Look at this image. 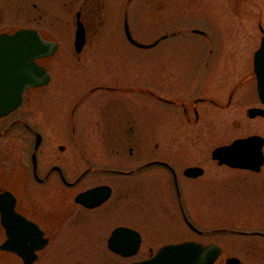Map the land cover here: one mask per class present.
<instances>
[{
	"label": "rangeland",
	"instance_id": "rangeland-1",
	"mask_svg": "<svg viewBox=\"0 0 264 264\" xmlns=\"http://www.w3.org/2000/svg\"><path fill=\"white\" fill-rule=\"evenodd\" d=\"M65 1L68 0L30 1L44 5V19L39 29L45 39L58 44V51L39 61L50 73V81L42 86V96L36 103L38 112L31 116L44 134L45 158L48 152L56 150L57 145L68 144L63 136L70 131L65 117H68L76 99L111 77L123 78L127 86L135 84H127L128 81L141 77L146 81L141 85L148 86V76L154 72L157 77L155 84L162 89L161 92L187 106L194 97L202 95H214L225 104L227 92L241 79L247 80L236 91L229 108L218 110L199 105L200 121L194 125L185 123L180 107L155 104L162 120L161 131L168 134L161 136L158 142L162 149L167 148L176 154L177 159L179 154H186V158L177 163L180 172L186 165L198 162L205 169L202 177L196 180L181 177L179 182L184 209L198 229L226 227L264 231V164L258 173H253L219 166L210 159L215 147L226 145L233 139L249 134H259L264 138V119H249L246 115L249 107H260L251 55L264 36V1L252 0L255 10L251 9L249 13L248 7L247 15L242 7L209 10L203 8L205 3L202 0H104L103 12L89 28L87 42L79 53L73 47L74 14L65 11L68 9L63 5ZM220 1L215 5H226V1ZM19 5L20 0L9 4L13 13L7 15L11 19L9 25L12 30L26 20L21 12H16L15 7ZM155 6L161 9L155 11ZM124 10L131 33L138 42L148 44L163 34L176 35L152 50L135 48L124 36ZM257 14L261 29L255 23ZM194 29L203 31L206 37L192 33ZM155 70L170 71L171 83L164 82L168 78ZM140 97L127 100V104H141L143 99ZM92 100L89 98L77 107L79 134L97 133L88 128L91 120L86 115L88 102ZM41 107L43 109L39 110ZM142 108L147 112L151 104L142 105ZM176 131L183 135L178 133L174 136ZM78 146L93 151L94 159L99 160L106 155L103 150L107 147L98 140H82ZM81 165L78 159V169ZM149 195L145 196L147 201L140 205L132 198L122 212L123 224L133 225L142 232V246L135 256L120 258L114 255L105 245L108 234H103L98 240L100 233L93 232L97 238L87 233H80L76 240L67 236L59 238L58 253L51 246L44 254L45 261H54L49 264H129L147 258L162 245L193 240L204 244L218 242L225 246L216 264H223L228 255L240 257L242 264H262L260 254L248 258L242 247L248 239L232 234L202 236L190 231L181 219L173 187L152 190ZM0 258L5 261L4 255L0 254Z\"/></svg>",
	"mask_w": 264,
	"mask_h": 264
},
{
	"label": "flooded vegetation",
	"instance_id": "flooded-vegetation-1",
	"mask_svg": "<svg viewBox=\"0 0 264 264\" xmlns=\"http://www.w3.org/2000/svg\"><path fill=\"white\" fill-rule=\"evenodd\" d=\"M12 1L15 0H0V36L11 35L23 29L33 30L40 38L45 39L39 29L44 19V5H39L37 2L31 3L32 0H20L21 5L15 7L16 12H21L20 14L26 20L22 19L19 27L12 30L11 19L7 15L13 13L9 6ZM202 1L205 3L203 8L209 10L217 7L218 10L242 7L246 10L247 15L248 7L249 13L251 9L255 10L252 0H224L226 1L225 6L215 5V3L221 2L220 0ZM205 1L214 3V5H209ZM77 2H79L78 6ZM63 3L64 7L68 8L65 10L66 12H73L75 24L77 20H80L87 39L89 28L94 26L96 17L103 12L104 0H68ZM158 9L161 8L154 7L155 11ZM126 14L127 12L124 10L123 22L128 17ZM252 16L251 13L250 17ZM256 16L255 23L261 29L260 17L258 14ZM163 35H166V38L158 41L149 50L157 48L168 39V35L172 37L176 33ZM203 36L206 37V34L204 33ZM252 57L253 55H251V61ZM40 60L42 59L35 60V63L47 70L39 62ZM155 72L168 78L164 82L171 83L170 71L155 70ZM48 74L50 77L49 72ZM252 75L254 76L253 68ZM148 77V86L141 85L146 82L141 77L128 81L127 84H135L127 86L123 78L119 79L114 76L91 87L77 98L68 117H65L70 131L63 136L64 141H67L68 144L57 145L56 150L48 152L49 155L46 158L43 154L44 134L31 118L35 112H38L36 103H39L42 96V86L24 88L20 105L8 114L0 116V196L4 194L10 196L9 198H0V204L6 210L4 221H2L0 213V254L5 256V261L0 258V264L53 263L54 261H45L44 254L51 246L53 251L57 250L58 253L59 238L67 236L76 240L80 233H87L91 237L97 238L93 232L100 233L101 236H98V240L103 237V234H108L105 243L107 250L122 258L110 250L108 244L112 233L119 228H128L137 232L140 237V250L142 232L133 225L123 224L122 212L125 204H129L134 198V201H138L136 204L140 205L141 202L147 201L145 196L149 195L150 191L171 189L172 187L183 223L189 228L190 222L195 228V230L189 228L190 231L202 236L203 234H232L248 239L245 246H242L248 253V258L251 259L256 254H260L261 263L264 264L263 230L229 228L200 230L193 224L184 209L182 197L180 199L179 182L181 177L187 180H196L205 174V169L198 162L186 165L180 172L177 163L184 160L186 154H179L177 159L176 154L167 148L162 149L163 147H160L158 142L161 136L166 137L168 134L167 131L164 133L161 131L162 120L156 112L155 104L180 107L185 123L194 125L200 121V113L197 108L199 105L218 110L229 108L234 102L236 91L247 80L241 79L227 92L225 104L221 103V100L214 95H202L194 97L190 105L187 106L184 102H177L161 92L162 89L155 84L157 77L154 72H151ZM140 96L143 99L141 104L138 102L133 106L127 104V100L141 99ZM89 98L93 100L91 103L88 102L86 113L91 120L88 123L90 126L88 128L97 133L79 134L77 131L80 127H77L76 120L77 107ZM148 103L151 104V108L144 112L142 105ZM42 109L41 107L39 110ZM189 110L193 115L192 119L189 116ZM147 114L148 116H146ZM178 133L183 135L179 131L173 135L177 136ZM251 135L259 134H249L248 136ZM91 139L98 140L107 147L103 150L106 155H103L102 159H94L93 151L78 148L82 140ZM78 159L82 163L79 167L80 170L77 166ZM210 159L219 165L216 160L212 159L211 153ZM188 168L199 169L201 173L195 177H188L184 175V171ZM248 172L252 171L248 170ZM93 190L95 192L91 201L92 203L97 201L93 207L88 208L75 201L78 195ZM153 195L154 192H152ZM112 224L115 225L108 229V226ZM97 243L99 244V242ZM3 244L9 250H2ZM210 244L218 245L220 249V254L214 263L216 264L225 251V246L218 242L204 245ZM14 249L19 254L15 253ZM232 257L238 258L242 264L241 258L235 255H228L223 264H226L227 259Z\"/></svg>",
	"mask_w": 264,
	"mask_h": 264
},
{
	"label": "water",
	"instance_id": "water-1",
	"mask_svg": "<svg viewBox=\"0 0 264 264\" xmlns=\"http://www.w3.org/2000/svg\"><path fill=\"white\" fill-rule=\"evenodd\" d=\"M193 32L202 33L198 30ZM124 33L131 45L141 49H150L158 41L166 38V35H163L151 44L137 42L131 36L126 18L124 20ZM84 44L85 30L80 20H77L75 51L79 53ZM56 48V42L42 40L33 30H21L10 36L6 34L0 36V116L8 114L20 105L24 88L47 84L48 72L44 67L37 65L35 60L52 56L56 52ZM253 64L258 96L261 103L264 104V36L261 39L259 49L254 54ZM247 115L250 118L264 117V109L251 108L247 111ZM263 145L264 140L259 136L236 139L229 145L215 148L212 152V158L217 160L219 165L258 172L264 163ZM200 173L199 169L194 168L185 170L184 175L195 177ZM94 192L95 190L82 193L76 197L75 201L88 208L93 207L97 202L92 203L91 201ZM2 197L9 198L10 196L4 194L0 196V198ZM0 213L2 214V221H4L6 210L1 204ZM189 227L195 230L190 223ZM139 244L138 234L124 228L116 229L109 240L110 249L123 257L134 256ZM1 248L2 250H9L5 244ZM219 252L218 245H203L198 242L187 241L165 245L149 259L131 264H213L218 258ZM15 253L19 254L17 251ZM226 264H240V261L231 258Z\"/></svg>",
	"mask_w": 264,
	"mask_h": 264
},
{
	"label": "bare ground",
	"instance_id": "bare-ground-1",
	"mask_svg": "<svg viewBox=\"0 0 264 264\" xmlns=\"http://www.w3.org/2000/svg\"><path fill=\"white\" fill-rule=\"evenodd\" d=\"M253 55V54H252Z\"/></svg>",
	"mask_w": 264,
	"mask_h": 264
}]
</instances>
